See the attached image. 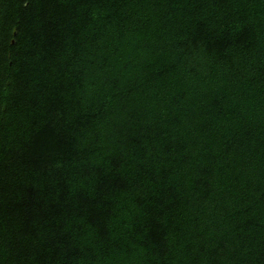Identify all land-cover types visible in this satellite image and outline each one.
Here are the masks:
<instances>
[{
    "label": "trees",
    "instance_id": "trees-1",
    "mask_svg": "<svg viewBox=\"0 0 264 264\" xmlns=\"http://www.w3.org/2000/svg\"><path fill=\"white\" fill-rule=\"evenodd\" d=\"M0 264H264V0H0Z\"/></svg>",
    "mask_w": 264,
    "mask_h": 264
}]
</instances>
